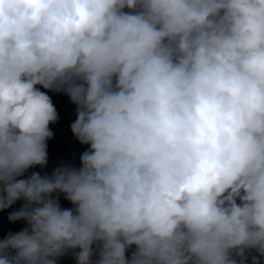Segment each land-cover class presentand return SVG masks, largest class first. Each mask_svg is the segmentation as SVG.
I'll return each mask as SVG.
<instances>
[{
  "label": "clouds",
  "instance_id": "obj_1",
  "mask_svg": "<svg viewBox=\"0 0 264 264\" xmlns=\"http://www.w3.org/2000/svg\"><path fill=\"white\" fill-rule=\"evenodd\" d=\"M47 92L90 147L26 175ZM18 202L0 264H262L264 0H0V212Z\"/></svg>",
  "mask_w": 264,
  "mask_h": 264
},
{
  "label": "trees",
  "instance_id": "obj_2",
  "mask_svg": "<svg viewBox=\"0 0 264 264\" xmlns=\"http://www.w3.org/2000/svg\"><path fill=\"white\" fill-rule=\"evenodd\" d=\"M41 90L46 91L44 89ZM47 94L51 97L59 114L58 121L49 126L54 135L47 142L48 164L44 168L37 166L30 169L26 175H30L32 172H39L41 175H51L56 168L61 166H70L78 169L81 167V155L88 151L90 147L80 144L71 132V124L76 119V106L71 102L70 98L63 93L47 92ZM60 204L63 208L72 207L62 195L60 196ZM21 206L22 202H18L12 208L0 212V239L6 238L9 233L15 234L27 227L25 221L11 223L8 220L9 214L18 210ZM58 264H75L74 256L69 253ZM249 264H251L250 260Z\"/></svg>",
  "mask_w": 264,
  "mask_h": 264
}]
</instances>
